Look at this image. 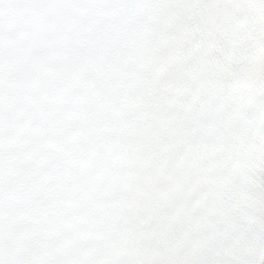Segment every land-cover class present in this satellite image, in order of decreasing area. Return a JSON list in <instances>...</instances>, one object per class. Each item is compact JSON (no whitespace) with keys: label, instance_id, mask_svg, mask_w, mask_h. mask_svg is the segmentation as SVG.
<instances>
[{"label":"snow or ice","instance_id":"snow-or-ice-1","mask_svg":"<svg viewBox=\"0 0 264 264\" xmlns=\"http://www.w3.org/2000/svg\"><path fill=\"white\" fill-rule=\"evenodd\" d=\"M33 127L45 191L33 232L48 244L22 264H264V160L205 178L208 146L264 134V91H187L70 137Z\"/></svg>","mask_w":264,"mask_h":264}]
</instances>
